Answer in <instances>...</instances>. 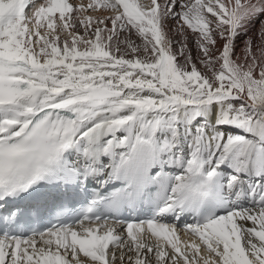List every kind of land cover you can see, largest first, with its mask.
<instances>
[{
	"label": "snow or ice",
	"instance_id": "1",
	"mask_svg": "<svg viewBox=\"0 0 264 264\" xmlns=\"http://www.w3.org/2000/svg\"><path fill=\"white\" fill-rule=\"evenodd\" d=\"M0 264H264V0H0Z\"/></svg>",
	"mask_w": 264,
	"mask_h": 264
},
{
	"label": "bare ground",
	"instance_id": "2",
	"mask_svg": "<svg viewBox=\"0 0 264 264\" xmlns=\"http://www.w3.org/2000/svg\"><path fill=\"white\" fill-rule=\"evenodd\" d=\"M70 2H73L74 4H76V3H79L80 2V0H78V1H75L74 2V0H70ZM87 2V0H85V3ZM257 27H258V25H257ZM182 239H185V240H187V239H189V237L188 236H184L183 234H182Z\"/></svg>",
	"mask_w": 264,
	"mask_h": 264
}]
</instances>
